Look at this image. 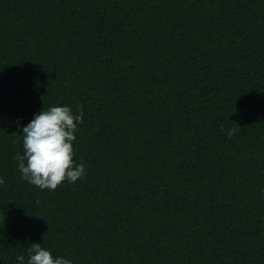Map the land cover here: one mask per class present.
I'll return each mask as SVG.
<instances>
[{"label": "trees", "instance_id": "1", "mask_svg": "<svg viewBox=\"0 0 264 264\" xmlns=\"http://www.w3.org/2000/svg\"><path fill=\"white\" fill-rule=\"evenodd\" d=\"M57 104L85 175L41 190L16 156ZM0 177V264H264V0H0Z\"/></svg>", "mask_w": 264, "mask_h": 264}, {"label": "clouds", "instance_id": "2", "mask_svg": "<svg viewBox=\"0 0 264 264\" xmlns=\"http://www.w3.org/2000/svg\"><path fill=\"white\" fill-rule=\"evenodd\" d=\"M84 112H74L68 105L57 104L34 114L22 126L23 153L17 154L21 178L41 190H55L67 180L75 183L85 175L83 162L74 160V142ZM236 129L228 131L231 137ZM4 183L0 177V185ZM16 264H73V260L53 253L40 243H32L25 253L17 254Z\"/></svg>", "mask_w": 264, "mask_h": 264}]
</instances>
